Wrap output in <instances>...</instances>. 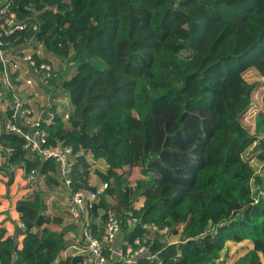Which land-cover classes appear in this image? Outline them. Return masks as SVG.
Segmentation results:
<instances>
[{
  "label": "trees",
  "instance_id": "obj_1",
  "mask_svg": "<svg viewBox=\"0 0 264 264\" xmlns=\"http://www.w3.org/2000/svg\"><path fill=\"white\" fill-rule=\"evenodd\" d=\"M15 2L19 16L38 25L22 35L66 63L50 82L67 92L74 110L66 122L51 107L53 122L42 123L48 144L61 141L74 153L85 148L107 164L106 172H94L108 182L91 209L94 232L111 210L123 221L122 247L143 223L166 230L152 246L163 249V264H226L229 240L253 243L231 264H264V174L252 164L264 161V0ZM129 67L139 69L137 77ZM114 69L136 78L132 105H101L98 96L81 109L92 81ZM24 143L0 129V144L13 149L8 185L23 166L27 174L37 169L48 189L58 185L56 161H42ZM90 165L78 157L74 190L88 186ZM43 195L17 203L23 227L18 223L14 234L0 223V264L81 263L80 255L62 257L75 244L66 236L71 229L47 213ZM200 208L205 234L190 237ZM132 215L141 223L129 228ZM170 236L180 240L164 245Z\"/></svg>",
  "mask_w": 264,
  "mask_h": 264
},
{
  "label": "built area",
  "instance_id": "obj_2",
  "mask_svg": "<svg viewBox=\"0 0 264 264\" xmlns=\"http://www.w3.org/2000/svg\"><path fill=\"white\" fill-rule=\"evenodd\" d=\"M15 8V0H0V104H6L10 112L7 111L4 127L7 131L24 138V147L29 153L38 154L42 161L53 159L57 163V177L66 192L68 214L79 223L81 230L80 239L64 252L72 249L73 251L67 255L82 256L80 264H139L141 260L163 264L160 257L163 249L153 250L152 246L156 235L165 233L166 230L160 229L154 222L143 223V232L132 240L125 241L122 248H117L115 243L117 235L122 232L123 221L113 211H108V217L99 226V232L97 231V234L94 232L91 225V209L99 195L108 187V182H101L100 186L90 183L95 176L94 162L97 161L85 148L74 153L72 146L61 141L57 145L48 144L49 133L42 128V123L53 122L56 112L51 110V107L56 106L57 112L62 114L66 122L71 119V111L66 109L63 98H59L58 95L52 96L49 92L52 89L61 91L62 94L65 92L59 86H52L50 82L51 79L58 78L59 71L47 56V53L52 52L44 51L46 47L44 42L36 37L22 35L29 28L36 31L37 23L21 18ZM38 86L48 91V100L42 105V109L35 111L33 97L38 95L36 91ZM12 153L11 147L0 144L2 157L0 174L3 176H6L10 169ZM82 155L91 164L88 186H95L96 191L89 188L74 190L75 166L78 157ZM261 166L264 169V161ZM97 169L104 172L100 168ZM26 175L31 181L39 174L37 169H33ZM255 191L256 188L253 186V192ZM259 193L264 194V191L260 190ZM141 204L142 201L137 203ZM139 223L141 218L138 216L132 215L125 219V225L129 228H134ZM19 224L23 227L21 222ZM216 264H221V261L218 260Z\"/></svg>",
  "mask_w": 264,
  "mask_h": 264
},
{
  "label": "rangeland",
  "instance_id": "obj_3",
  "mask_svg": "<svg viewBox=\"0 0 264 264\" xmlns=\"http://www.w3.org/2000/svg\"><path fill=\"white\" fill-rule=\"evenodd\" d=\"M44 51H47L46 47L44 48ZM50 56L52 59L57 58V56L54 55L53 53H51ZM54 64H55L57 70H62L66 65L65 61L62 59H56V62H54ZM115 70L116 69H114L112 73L108 72L105 77L99 76V77H96L92 81V83L90 84V86L87 90V93L85 95V99H84V102L82 104L81 109L84 108L85 106H87L90 102L93 103V101L95 99H97L98 96L104 97L102 99H97L99 104H101V105L102 104H108V103L121 102L122 100H124L125 105H132L133 100H134L133 99L132 81L133 80L135 81L136 78L133 79L134 77L131 75L121 76L118 73H114ZM75 71L76 70L74 68H72L71 71L69 72L68 76L75 73ZM126 72L128 74L136 75V77H137L138 76L137 74L139 73V69H133L132 67H129V69H127ZM131 79H133V80L131 81ZM49 92L52 93V96L58 95V96H60L59 98H63L64 102H65L66 109H68L69 111L72 110V112H73L74 109L71 108L70 98H69L66 91L63 92V94L61 93V91H56L55 89H52ZM92 99H94V100H92ZM1 109H2V107H0V110ZM246 124H247V122H246ZM94 165H96V167H94V172L97 170V168L102 169V166H100V164H98V162H96V163L94 162ZM254 167L257 170L258 174L264 173V169L262 168L260 162H258V164H257V162H255ZM128 169H129V167L126 168V170H128ZM102 170H104L106 172L108 170V167H105V169H102ZM137 172H139V171H137V169H134V173H137ZM101 182L102 181H100L99 178L97 177V175L95 174V176L92 177V180L90 183L100 186L102 184ZM46 183H47V179L42 178L39 175L36 176L35 179L33 180L32 184H31V190H30L31 194L30 195H32L33 193H40L43 195V193H44V195L42 197L46 203L47 213L54 215L55 219L57 221H59L60 223H62L63 225H65V226H68V224L71 225L72 226L71 230H75L76 225L78 226L79 223L74 221L68 214L66 195L59 194V196H56L54 194V192H56V191L60 192V193L64 192L63 189L60 187V185H57V184H53V187L51 189H48V185ZM254 187L258 188L259 186L255 185V183H254ZM210 189H211V191L217 190L216 188H212V187ZM51 192H53V193H51ZM29 196H27V197H29ZM112 199H113V201L116 202L117 197L113 196ZM210 205H215V203H212ZM113 208L115 210L119 209L118 206H114ZM201 213H202V208H200L196 212L194 221L192 222V226L186 230L187 231L186 234L189 235L190 237H198L201 234L202 235L205 234V232H203L201 230V224H200ZM72 221H73V223H76V225L71 224ZM212 227H213V225L210 222L206 225V229L208 231ZM67 238L71 239V240L74 239L75 240L74 243H76L80 239L79 232L76 233V231H75L74 233H71V231H70L67 235ZM169 238L170 239H164L166 241V243H164V245L165 244L167 245V242H171V241L173 242V241L180 240V238L178 236H170ZM245 241H248V240H244L243 243H245ZM250 242H252V241L250 240ZM228 243H229V245L227 246L225 252H227L228 257L230 258L227 261V263L231 264V261L236 259L244 251L247 250V244H244L243 246H239L238 242H234L233 240H229ZM115 246L117 248H121L122 247V241L117 240V242L115 243ZM235 247H238V248L235 249ZM72 251L73 250L70 249L68 252H65V253H71Z\"/></svg>",
  "mask_w": 264,
  "mask_h": 264
},
{
  "label": "crops",
  "instance_id": "obj_4",
  "mask_svg": "<svg viewBox=\"0 0 264 264\" xmlns=\"http://www.w3.org/2000/svg\"><path fill=\"white\" fill-rule=\"evenodd\" d=\"M50 54L51 53H47V56L53 64H54V62H56V59H61L59 57H57L56 59H52ZM36 91L38 92V95L33 97V106L35 108V111H38V110L42 109V105L47 103L48 91L43 90L42 86L36 87ZM0 107H2V109L0 110V129H1L4 127V121L7 119V116H8V112H7L8 106L6 104H0ZM96 161L98 162V164H100V166H102V169H105V167H107V164L103 160H96ZM255 162H257V164H258V162L262 163V161L254 160L252 162V164L255 165ZM1 166H2V157L0 155V170H1ZM15 169H16L15 170L16 172H15V176H14V181L11 185H8V180H9V173L8 172L10 169L8 170L6 176H3L0 174V202H1L0 203V223H2L8 229L9 235H12L16 232L17 224L20 222V214L16 209V205L20 200L26 199V197L31 194L30 193L31 192L30 191L31 190V184L34 180L33 179V180L29 181L27 179L26 171L23 167H18ZM256 173L258 174L257 170H256ZM261 174H264V173H261ZM57 179H58V177H57ZM58 181L60 182L58 185H60V187H61L62 186L61 181L59 179H58ZM260 189L262 191H264L263 186H261ZM63 191L64 192H62V193L56 191V192H54V194L56 196H59V194L66 195L65 189H63ZM51 193H53V192H51ZM71 224L76 225V223H73V221ZM68 226H70V229H71L72 226L69 224H68ZM70 231H71V233H74L75 231H76V233L79 232V235H80V232H81L80 225L79 224H78V226L76 225V229L70 230ZM22 237L23 236H21L19 238L20 241L22 240ZM69 240L72 241L73 243L75 242L74 239H72V240L69 239ZM116 240L122 241L123 240V234L119 233L117 235ZM243 242L244 241L239 242L238 244H239V246H243L244 244H247V250L244 251L240 256H242L244 253H246L249 249L253 248V243L250 242V240L245 241V243H243ZM238 247H235V249H237ZM61 255H62V257H64L67 255V253L62 252ZM240 256H238L237 258H239ZM236 259L231 261V263H233Z\"/></svg>",
  "mask_w": 264,
  "mask_h": 264
},
{
  "label": "water",
  "instance_id": "obj_5",
  "mask_svg": "<svg viewBox=\"0 0 264 264\" xmlns=\"http://www.w3.org/2000/svg\"><path fill=\"white\" fill-rule=\"evenodd\" d=\"M86 188H89V189H92V190H94V191H96L97 190V188L95 187V186H88V187H86Z\"/></svg>",
  "mask_w": 264,
  "mask_h": 264
}]
</instances>
